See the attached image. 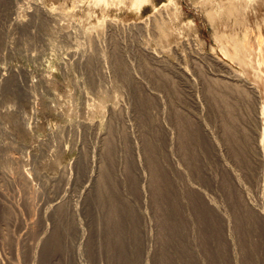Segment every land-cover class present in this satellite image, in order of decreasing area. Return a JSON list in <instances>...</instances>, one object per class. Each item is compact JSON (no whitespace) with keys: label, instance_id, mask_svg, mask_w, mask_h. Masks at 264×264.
<instances>
[{"label":"rangeland","instance_id":"374dc122","mask_svg":"<svg viewBox=\"0 0 264 264\" xmlns=\"http://www.w3.org/2000/svg\"><path fill=\"white\" fill-rule=\"evenodd\" d=\"M229 2V0H150V3L138 12L132 7V0L118 1L109 6L94 5L91 0H0V67L5 70L8 77V80L0 78V168L14 174L19 170L26 171L35 189H46L45 198L40 197L37 201L42 207H47L55 197H64L69 205L78 206L82 225L86 226L84 229L88 231L91 221L86 213L87 208L94 209L92 213L96 218L95 222L103 221L106 224L109 220L105 219L107 208L101 204L95 190L98 181L94 178L91 182L87 178L89 184H83L85 180L80 186L76 187L72 183L70 187V184H66V179L70 176L71 179L72 177L76 179L78 174L75 173H78L79 166L87 167L88 171H93L94 177L98 175L99 179L105 167H108L107 173L110 175L108 182L114 187L112 191L125 196L126 202L134 208L127 222L129 221L128 228H131L129 233H138V236L134 238L131 233L125 264H160V257H166L168 264H229L231 256L226 257L223 237L230 228L228 222L230 215L241 211L242 227L245 230L250 229L248 220L251 214L246 211L248 209L244 202L249 195L251 202L259 203L261 197L264 198L262 184L255 178L243 177L235 180L224 179L219 175L222 177L220 178L215 175V168L211 166L213 168L211 169L204 165V168L208 167L205 169L207 175L202 181L194 180V187L201 189L208 198L215 199L214 204L222 207L219 206L221 208L217 207L218 211L215 209L216 212L210 213L207 209L208 204L204 203L200 206L204 208L198 210L199 217L196 216V220L191 219L193 220L191 222H185V235L188 236L186 240L188 242L190 240L194 251L192 257L186 259L187 257H183L177 251L181 244L169 220L174 214V206L178 203L176 201L174 205L172 196H177L178 201H182L184 187L181 186L180 180L178 187L174 185L170 187L167 193L170 196L169 205L165 203L161 209L158 201L165 199L167 195L157 191L159 188L157 189L155 185L157 179L154 174L155 164L164 157L166 159L164 150L162 151L165 141H170L168 142L172 146L170 144L169 147L174 148L175 151H172L176 153L174 158L181 162V149L178 145L181 142V130H178L175 123L177 118L174 116L178 113H181L180 118L181 115L191 118L192 123L198 121L200 114L202 117L200 115L199 117L204 118L202 120L212 130L217 124L220 125V119L226 118L227 113H235L238 118L240 117V121L250 119L249 121L254 122L247 129L249 137L253 140V130L257 125L254 121L255 105L257 108L264 105V60L259 57V64L255 63L257 74L253 73L251 76V72L248 75L243 66L232 61L222 49L227 38L228 41L232 38L242 41L246 36L256 48L258 41H264V0H239L240 11L227 16L225 9ZM215 10H224V13L220 14ZM210 11L216 13L214 22L210 19L212 18ZM159 20L169 21L167 25L171 28V38L168 44L156 41L154 36L152 24ZM146 50L155 52L161 58L160 62L153 61L146 54ZM97 54L102 55L101 65L95 58ZM88 63L93 64L96 72L94 84L90 82ZM179 65H183L187 72L189 71V75L194 78L193 81L188 83L186 77L175 72ZM224 65L229 66V71L233 70L237 75L246 77V81L256 89V95L245 87V89L241 86L232 87L221 81L216 75L218 72L225 73ZM120 66L123 69L118 72ZM194 73H200L205 79L195 78ZM211 73L216 75L213 76ZM130 74L136 83L129 82ZM191 85L194 87L191 88ZM11 90L28 92L31 98L26 100L13 97ZM85 123L89 125L91 123L92 130L87 129ZM173 142H177V146ZM106 144L111 145L110 156L107 154ZM222 145L221 153L227 158L228 153L224 151L227 147ZM202 146L208 147L207 144ZM250 150L254 153V145L251 144L247 151L249 154ZM8 156L13 157V160L17 157L20 160L17 158L18 162L13 161ZM207 156L208 154H205V159ZM83 161H86V164ZM4 178L0 174V242L5 243L2 245L0 243V253L5 264L19 262L32 264L30 263L32 253L27 246L28 241L31 242L29 236L32 234L26 225L30 208L27 201L30 194L25 186V189L21 187L22 183L19 181ZM155 194L158 199L154 197ZM105 200L108 201V196ZM92 201H95V204ZM236 201L237 204L238 202L241 204H238L239 207L235 205L233 209L231 206ZM180 204L186 205L185 202ZM12 205H15V209ZM11 207L10 214L8 210ZM3 213L6 217H2ZM190 214L191 211H186L185 218H192L193 214ZM12 218L20 220L14 221ZM216 218H220L223 224L216 223ZM47 222L54 231L44 248L45 251L43 250L38 259V264H66L65 253L57 247L54 248L55 238L61 236L62 229L57 225L54 228V221ZM135 223L141 225L138 227ZM158 226L162 228L159 232ZM210 230L212 233H208ZM10 231L14 233L9 236ZM107 238H95V244L98 246L102 240L107 241ZM103 251L97 256L96 262L114 264L110 262L112 254ZM114 257L117 260L115 264L123 262L122 257L121 259L115 255Z\"/></svg>","mask_w":264,"mask_h":264},{"label":"bare ground","instance_id":"6f19581e","mask_svg":"<svg viewBox=\"0 0 264 264\" xmlns=\"http://www.w3.org/2000/svg\"><path fill=\"white\" fill-rule=\"evenodd\" d=\"M123 2V0H91V3H93L94 5L100 6H109L113 3L116 2ZM229 5L226 7V11L225 14L227 16L236 14L240 11L241 9V5H239L238 1L239 0H229ZM241 1V0H240ZM150 3V0H132V7L138 11L141 12V10L143 9V7L145 5H148ZM264 4V2H263ZM225 7V6H224ZM211 12V11H210ZM215 12H223L224 10H218ZM215 12H211L212 14V18H210L213 22L216 21V17L214 16V14H216ZM224 14V15H225ZM219 15V14H218ZM215 17V18H214ZM222 17V16H221ZM209 19V22H210ZM212 21L210 23H212ZM169 22V21H168ZM165 20H159V21H155L154 24V28H153V33L155 38L157 39L156 41H159L161 43H169V40L171 38V28H169L170 25H167L168 23ZM216 23V22H215ZM213 24V23H212ZM173 31V30H172ZM152 33V32H151ZM152 33V34H153ZM229 38H227V42L224 45L222 51L224 52V54L228 57H230L232 59V61H236L239 63L240 66H243V68L245 69L246 73L251 72V76H253L254 74H257L255 72L256 69V64H259V57L262 58V61L264 60V41H258V46L257 48L255 47L254 44L250 43L248 38L245 36L244 39L242 41L237 40L236 38H232L230 41H228ZM172 43V42H171ZM175 46V45H174ZM169 47V46H168ZM170 48V47H169ZM173 48V47H172ZM164 49V48H163ZM199 49V48H198ZM194 50V49H193ZM160 51V49H159ZM169 51V50H168ZM199 51V50H198ZM145 52V51H143ZM201 52V51H200ZM199 52V53H200ZM74 53V52H73ZM198 53V52H197ZM146 54H148L150 56V58H152L153 61L156 62H160V57L153 51H148L146 50ZM101 55V54H100ZM96 55V60L98 61L99 65L102 64V55ZM181 56V55H180ZM255 56H257L258 58H255ZM206 57V56H205ZM105 58V57H104ZM184 58V57H183ZM260 58V60H261ZM91 59V58H90ZM198 59V58H197ZM201 59V58H200ZM213 59V58H212ZM163 61V60H162ZM213 61V60H212ZM216 61V60H215ZM89 62V61H88ZM91 62V60H90ZM155 62V64H156ZM196 62V61H195ZM214 62V61H213ZM206 63V62H205ZM256 63V64H255ZM263 63V62H262ZM92 64V63H91ZM163 64V63H162ZM161 64V65H162ZM198 64V62H197ZM213 64V63H212ZM89 65V63H88ZM159 65V64H158ZM209 65V64H208ZM217 65V64H216ZM160 66V65H159ZM180 66V65H179ZM177 67L176 71L178 74L186 77V81L189 83L191 81L194 80L193 77H191V75H189V71L187 72L186 68L183 67ZM200 66V65H199ZM212 66V65H211ZM210 66V67H211ZM220 66V65H219ZM223 66V65H221ZM88 67L90 70V74H91V79L90 82L91 84L95 83V71L93 68V64L89 65ZM98 67V66H97ZM209 67V66H207ZM218 67V66H217ZM224 67L226 68V71H224V74H219L221 72H218V74L216 75L215 73H211L216 76H218V78L221 79V81H223L224 83H227V85H230L232 87H245L246 90H249L250 92H252L254 95H256L255 90L253 86H251L247 81H246V77L241 76V75H237V73H234L233 70L229 71V66L227 67L226 65H224ZM119 71H122V67H118ZM199 69V67H197ZM212 68V67H211ZM222 67H220L221 69ZM117 68H115L116 70ZM224 69V68H223ZM102 70V69H101ZM197 70V69H196ZM215 70V69H214ZM219 70V69H218ZM5 70H3L0 67V78L2 80H8L5 72ZM199 71V70H198ZM211 71V69H210ZM216 71V70H215ZM222 71V70H220ZM244 71V70H243ZM117 72V71H116ZM192 72V71H191ZM203 72V70H202ZM201 72V73H202ZM7 73V72H6ZM209 73V71L207 72ZM104 74V73H103ZM102 74V75H103ZM198 79H202L200 75V73H194ZM204 74V73H203ZM202 74V75H203ZM239 74V73H238ZM132 74L128 75L129 78V82L136 83L135 78H133L131 76ZM137 75V74H136ZM255 76V75H254ZM257 78V76H255ZM205 79V77H203ZM208 77H206L207 79ZM245 78V79H244ZM193 79V80H192ZM202 79V80H204ZM10 80V79H9ZM255 80V79H254ZM13 81V80H11ZM140 81V78H139ZM144 81V80H143ZM259 81V80H258ZM195 82V81H194ZM210 82V81H209ZM256 82V81H255ZM211 83V82H210ZM215 83V82H214ZM147 84V83H146ZM207 84V83H206ZM203 85V84H202ZM209 85V84H208ZM213 85V84H212ZM209 85V86H212ZM224 85V84H223ZM9 86V85H8ZM190 86V85H189ZM192 86V85H191ZM205 86V85H204ZM219 86V85H218ZM225 86V85H224ZM194 86H192L191 88H193ZM226 87V86H225ZM240 87V88H241ZM144 88V86H143ZM146 88V87H145ZM144 88V89H145ZM212 88V87H211ZM244 88V89H245ZM235 89V88H234ZM9 90V89H8ZM147 90V89H145ZM191 90V89H190ZM194 90V89H193ZM237 90V88H236ZM240 90V89H239ZM12 91V92H11ZM11 94L13 95V97L16 98H21V99H28L29 97L31 98L30 94L28 92H19L17 90H11ZM139 91V90H138ZM151 91V90H150ZM195 91V90H194ZM235 91V90H234ZM241 91V90H240ZM261 91V90H260ZM30 92V91H29ZM152 92V91H151ZM192 92V90H191ZM198 93V91H195ZM243 92V91H242ZM262 92V91H261ZM264 92V90H263ZM262 92V93H263ZM31 93V92H30ZM141 93V92H139ZM136 94V93H135ZM193 94V93H192ZM210 94V93H209ZM228 94V93H227ZM237 94V93H236ZM212 95V94H211ZM224 95V94H223ZM235 95V93H234ZM233 95V96H234ZM252 95V96H254ZM199 96V95H198ZM230 96V95H229ZM232 96V98H233ZM243 96V95H242ZM247 96V95H246ZM262 96V94H261ZM225 97V96H224ZM236 97V96H235ZM249 97V95H248ZM260 97V95H259ZM264 97V95H263ZM215 98V97H214ZM228 98V97H226ZM242 98V97H241ZM255 98V97H254ZM261 98V97H260ZM230 99V98H229ZM234 99V98H233ZM247 99V98H246ZM258 99V98H257ZM262 99V98H261ZM31 100V99H30ZM215 100V99H214ZM223 100V98H222ZM226 100V99H225ZM231 100V99H230ZM248 100V99H247ZM263 100V99H262ZM140 101V100H139ZM224 101V100H223ZM234 101V100H233ZM260 101V100H259ZM259 101H254V102H259ZM227 102V101H225ZM229 102V101H228ZM236 102V101H235ZM198 103V102H197ZM234 103V102H232ZM208 104V103H207ZM236 104V103H235ZM258 104V103H256ZM198 105V104H197ZM209 105V104H208ZM229 105V104H228ZM227 105V106H228ZM232 106V104H231ZM259 106V105H258ZM210 107V106H209ZM255 110H256V114L254 116V121L256 127L253 130L254 131V135H253V140L251 139V137H249L248 133H247V129L250 128V124L254 123L247 120H243L240 121L238 116H236L237 114L235 113H227V115L225 116L226 118L220 119L221 122L219 123L220 125L217 124V127L215 129H211L209 128V126L202 120L204 118H200L202 117L200 114H198V121L196 123H192V119L189 117H184L181 115V118L178 115H174L177 118V122L175 120V123L178 126V130H181V135H180V149H181V162L176 160L174 158V154L173 153L174 148L171 149V146L169 147V142L165 141V137H164V141H165V145L162 148V151L164 150L163 154L166 156V159H160L161 161L157 164H155V173L152 172V174L154 173L157 179V183H155V185L157 186V191H159V193H163L166 194L167 196L165 197V199L162 198V200H159L158 203L159 208L162 209L163 206H165V203L168 204L170 201V196H168V190L170 187L177 186L180 182L181 186L183 185L184 190L183 191V195L184 198L181 201H178L179 199L176 197L172 196V201L175 202L177 201L178 203H176V205L174 206V214L170 217V222H171V226L173 227L172 230L174 231V233H177V238L179 239V244H181L180 249H177L179 254H182L183 257H187L186 259H189L190 257H192V251H193V247L189 242L186 240V229H185V222H191L193 220H196V216L199 217V214H197L202 207H200L202 204L207 203L208 204V210L210 211V213H214L215 209L221 208L218 206V204H214L215 203V199H211L208 198V196H206L205 192H203L201 189H196L194 186L195 182L194 180H201L203 178H205V176L207 175L205 173V169H208V167L204 168L205 166H209V167H213L215 168L214 171L215 175L217 174L218 176H223V178H229V179H235V180H240L241 178H255V180H258V182L260 184H262L263 186V191H264V105L260 106L257 108V106L255 105ZM202 108V107H201ZM200 108V109H201ZM226 108V107H225ZM230 108V107H229ZM234 108V107H233ZM212 109V108H211ZM163 111V110H162ZM202 111V110H201ZM161 112V111H159ZM140 114V113H139ZM148 114V113H147ZM146 114V115H147ZM161 114V113H159ZM158 114V115H159ZM175 114V113H174ZM183 114V113H182ZM197 114V113H196ZM208 114V113H207ZM141 115V114H140ZM139 115V116H140ZM188 115V114H187ZM200 115V117H199ZM148 116V115H147ZM150 116V115H149ZM171 116V115H170ZM173 116V117H174ZM197 116V115H196ZM158 117V116H157ZM172 117V116H171ZM192 117V115H191ZM218 117L220 118V116L218 115ZM162 118V117H161ZM169 118V117H168ZM163 119V118H162ZM196 119V118H195ZM24 121V120H23ZM161 121V120H160ZM196 121V120H193ZM216 122V121H214ZM137 123V122H136ZM164 123V122H163ZM86 126L87 129L92 130L93 127H91V123L89 124H84ZM213 125V124H212ZM211 125V126H212ZM263 127L259 128V126ZM83 126V125H82ZM169 126V125H168ZM167 126V127H168ZM175 126V125H174ZM176 126V128H177ZM210 126V127H211ZM97 127V126H96ZM166 127V126H165ZM95 129V127H94ZM98 129V128H97ZM172 129V127H171ZM253 129V127H252ZM166 132V131H163ZM180 132V131H179ZM178 132V133H179ZM165 134V133H164ZM168 134V133H167ZM166 135V134H165ZM177 135V134H176ZM163 136V135H162ZM172 136V135H171ZM174 136V135H173ZM105 137V136H104ZM108 137V136H107ZM178 137V136H176ZM175 138V137H172ZM103 139V138H102ZM105 139V138H104ZM162 139V138H161ZM168 139V138H167ZM108 140V139H107ZM171 140V139H170ZM250 140V141H249ZM104 141V140H103ZM161 141V140H160ZM163 141V142H164ZM175 142V141H174ZM173 142V143H174ZM252 146L254 145V153L253 151L251 152V150L249 152L251 153L249 154L247 151L250 149L251 144ZM107 143V141H106ZM110 143V142H109ZM136 143V142H135ZM177 143V142H176ZM174 143V145L176 144ZM223 145H222V144ZM163 144V143H162ZM160 144V145H162ZM203 144H207L208 147H203ZM108 147L107 150V154L108 156H110V151H111V145L108 146V144H106ZM173 145V146H174ZM222 146H226L227 150H224L225 153L227 154V158H229V160H227V158H225L223 155H225L223 153H221L220 147ZM177 146V144L175 145ZM210 146V147H209ZM162 147V146H161ZM203 147V149H201ZM224 148V147H223ZM243 149V151H242ZM102 150V149H101ZM161 151V149H159ZM173 150V151H172ZM204 152H203V151ZM178 151V150H177ZM227 151V152H226ZM113 153V152H112ZM208 154L207 159H205V154ZM10 155V154H9ZM210 155H212V158H210ZM7 155H5L6 157ZM11 156V155H10ZM9 157L10 160H13V157ZM13 156V155H12ZM178 156V155H177ZM86 157V156H85ZM104 157V156H103ZM176 157V156H175ZM179 157V156H178ZM209 157V158H208ZM252 158V159H248V158ZM18 158V157H17ZM16 160L17 162L20 160ZM84 158V156H83ZM152 158V157H151ZM179 159V160H180ZM13 160V161H14ZM109 160V159H108ZM153 160V158H152ZM151 160V161H152ZM156 160V159H155ZM107 161V160H106ZM79 162V161H78ZM84 163L86 161H83ZM88 162V161H87ZM109 162V161H107ZM154 162H158V161H154ZM82 163V162H81ZM102 163V162H101ZM213 163V165H212ZM80 164V163H79ZM86 164V163H85ZM104 164V163H103ZM154 164V163H153ZM152 164V165H153ZM151 165V164H150ZM151 165V166H152ZM216 165V166H215ZM78 166V165H76ZM131 167V166H130ZM211 167V169H213ZM104 168V167H103ZM132 169V168H131ZM78 176L76 177V179L74 180L73 177L71 179L67 177L66 179V184L69 185L71 187V184L73 183V185H75L77 187L80 186L87 178L92 182L95 179V181L97 180V185L95 187V190L97 192V195H99L98 197L101 199V204L104 205V207L107 208V213H106V218L105 219H109L108 222L105 224L103 221L102 222H95L96 218L93 215L91 210L92 207L87 208V216H89L88 218H90L89 221H91V225L90 228L88 229V231L86 229H84V226L82 225V220L80 218V209L78 206H71L69 205V203H67L68 201H66L64 199V197H55V199L51 198L52 200L50 201L49 205L47 207H42L41 204L37 203L38 199L40 197H44L45 198V190L44 188L42 189H35L34 187V183L32 184L31 181V177L29 176V174L26 171L23 170H19L17 171V174L14 173H9L6 172L5 169L0 168V174L2 176H4L5 178H7L9 181H19L20 183H22L21 187L25 186L26 187V191H28L29 198H28V204H30V208L28 210V223L26 221V225L29 228V231L31 232L32 236H28L31 237V242L28 241L27 246L29 247V249L31 250L32 253V261L30 263L32 264H38V259L41 256L44 248L46 247L50 237L52 236L53 233V229H51L52 227L49 226V223L47 221L51 220L54 221V228L55 226H60L62 229V233L60 237L55 238V247H57V249H61V251H63L62 253H65L66 256V264H98L97 261V256L100 255V253L103 250H106V253L108 252V254H112L113 257H111L110 262L112 261L114 264L117 263L116 261V257L123 258V262H120V264H125L124 263V259L127 256V246L129 245V241H131L130 239L131 237V233L132 236L135 238H137L138 233H133L130 232L129 233V229L128 228V216L130 217V212L133 211L134 208H132L129 203H127L125 196H121V195H117L115 194L112 190H113V186L111 185L110 182H108L109 173H107L108 167H105L104 169V173L102 174V176L100 175L99 179L98 175L97 177H94L93 171L89 172L87 167H83V166H79L78 167ZM133 170V169H132ZM141 170V169H139ZM77 171V170H76ZM154 171V170H153ZM210 171V169H209ZM145 173V172H144ZM143 173V174H144ZM211 173V172H209ZM97 174V173H95ZM138 174V172H137ZM212 174V173H211ZM151 175V174H150ZM140 176V174H139ZM152 176V175H151ZM219 176V177H220ZM147 177V176H146ZM4 178V179H5ZM111 178V177H110ZM142 178V177H140ZM208 178V177H207ZM211 178V177H210ZM222 178V177H220ZM171 179V180H170ZM212 179V178H211ZM214 179V178H213ZM88 180V181H89ZM154 180V179H153ZM180 180V182L178 181ZM86 180L85 183H90V181L88 182ZM205 181V179L203 180ZM212 181V180H211ZM231 182V180H229ZM44 182V181H43ZM239 182V181H238ZM18 183V182H17ZM50 183V182H49ZM200 181H198V185H199ZM227 183V182H226ZM235 183V182H234ZM39 184V183H38ZM87 184V186H88ZM92 184V183H91ZM151 184V183H149ZM233 184V183H232ZM52 185V184H51ZM154 185V184H153ZM205 185V184H204ZM48 186V185H47ZM46 186V187H47ZM83 186V185H82ZM85 186V187H87ZM143 186V185H142ZM197 186V185H196ZM209 186V185H208ZM22 187V188H23ZM24 187V189H25ZM67 187V186H66ZM65 187V188H66ZM74 187V186H73ZM83 187V188H85ZM178 187V186H177ZM207 187V185H206ZM260 187V186H259ZM20 188V185H19ZM20 188V189H22ZM82 188V187H81ZM143 188H145L143 186ZM152 188V187H151ZM19 189V190H20ZM68 189V188H67ZM70 190V189H69ZM79 190V189H78ZM201 190V191H200ZM49 191V190H48ZM54 191V190H53ZM77 191V190H76ZM83 191V190H82ZM91 192V189L89 190ZM94 191V190H92ZM144 191V189H143ZM64 192V191H63ZM74 192V191H72ZM95 192V193H96ZM150 192V191H149ZM155 192V191H154ZM176 192V191H175ZM203 192V193H202ZM208 192V191H207ZM22 193V192H21ZM26 193V192H25ZM55 193V191H54ZM66 193V192H65ZM81 193V192H80ZM94 193V192H93ZM118 193V192H117ZM261 193V192H260ZM24 194V193H22ZM27 194V193H26ZM67 194V193H66ZM65 194V195H66ZM83 194V193H82ZM158 194V193H156ZM154 195V197H157V195ZM21 195V194H20ZM69 195V194H68ZM96 195V196H97ZM147 195V194H146ZM176 195V193H175ZM211 195V194H210ZM22 196V195H21ZM59 196V195H58ZM82 196V195H81ZM94 196V195H93ZM108 196V201L105 200V197ZM90 197V196H89ZM97 197V198H98ZM153 197V198H154ZM163 197V196H162ZM215 197V196H214ZM237 197V196H235ZM249 195L247 196V198L245 199L244 205L245 207L248 209L246 211H249L251 214V217L249 218L250 220V229H246L244 227H242V216L240 217V209H239V213L238 214H234L236 212H234L230 218L229 225L230 228L228 229V233L225 234V236L223 237V247L225 249L226 252V257L227 256H231V258L229 259V264H264V198L261 197V201L259 203H254L253 201L251 202V199L248 198ZM85 198V196H84ZM93 198V197H91ZM95 198V197H94ZM93 198V199H94ZM129 198V197H128ZM181 198V197H180ZM213 198V197H212ZM240 198V197H239ZM243 198V197H242ZM96 199V198H95ZM161 199V197H160ZM27 200V199H26ZM25 200V201H26ZM98 200V199H97ZM150 200V199H148ZM257 200V199H256ZM259 200V198H258ZM44 201V200H43ZM130 201V200H129ZM81 202V201H80ZM93 202V201H92ZM153 202V200H152ZM181 203H186L185 206H182ZM243 202V201H241ZM73 203V202H72ZM95 204V201L93 202ZM157 203V202H156ZM157 203V204H158ZM171 203V202H170ZM217 203V202H216ZM228 203V202H227ZM11 204V203H10ZM14 204V202H13ZM75 204V203H74ZM97 204V202H96ZM99 204V203H98ZM145 204V203H144ZM172 204V203H171ZM223 204V203H222ZM239 204V202H238ZM237 204V201L231 206L233 209H235V205H237V207H239ZM241 204V203H240ZM239 204V205H240ZM134 205V204H133ZM169 205V204H168ZM243 205V203H242ZM13 206V205H12ZM15 206V205H14ZM13 206V207H14ZM101 206V205H100ZM172 206V207H173ZM204 206V205H203ZM95 206H93L94 208ZM98 207V206H97ZM96 207V208H97ZM135 207V206H134ZM171 207V205H170ZM8 208V207H6ZM86 208V207H85ZM102 208V207H101ZM158 208V209H159ZM204 208V207H203ZM202 208V209H203ZM11 208H9L8 212H10L11 214ZM15 209V207H14ZM17 209V208H16ZM21 209V208H19ZM18 209V210H19ZM28 209V207L26 208ZM155 209V208H154ZM173 209V208H172ZM225 209V208H224ZM227 209V208H226ZM11 210V211H10ZM84 210V209H83ZM104 210V209H103ZM137 210V209H136ZM232 210V209H231ZM243 210V209H242ZM20 211V210H19ZM24 211V210H22ZM85 211V210H84ZM83 211V213H84ZM100 211V210H99ZM186 211H191L192 218L189 217L185 218L186 216H184V213L186 214ZM205 211V210H204ZM218 211V209H217ZM229 211V210H228ZM235 211V210H234ZM5 212V211H4ZM7 212V213H8ZM18 212V211H17ZM27 212V211H26ZM96 211H94L95 213ZM102 213V211H100ZM105 212V211H104ZM149 212V211H148ZM216 212V211H215ZM14 213V211H13ZM19 213V212H18ZM24 213V212H23ZM98 213V212H96ZM146 213V212H145ZM159 213V212H158ZM173 213V212H172ZM190 213V212H189ZM202 213V212H201ZM200 213V214H201ZM229 213V212H228ZM5 213H3L2 217H6L4 216ZM16 214V213H15ZM13 214V215H15ZM150 214V213H149ZM206 214V213H205ZM209 214V213H208ZM231 214V212H230ZM96 215V214H95ZM104 215V214H103ZM102 215V216H103ZM132 215V214H131ZM135 215V214H134ZM213 215V214H212ZM8 216L10 217L11 215L8 214ZM7 216V217H8ZM18 216V214L16 215V217ZM22 216V215H21ZM20 216V217H21ZM98 216V215H97ZM101 216V215H100ZM194 216V217H193ZM215 216V215H213ZM15 217V216H14ZM99 217V216H98ZM143 217V216H142ZM146 217H148V215H146ZM210 217V216H208ZM207 217V218H208ZM228 217V216H226ZM100 218V217H99ZM103 218V217H102ZM131 218V217H130ZM153 218V217H152ZM215 218V217H214ZM6 219V218H5ZM9 219V218H7ZM6 219V220H7ZM14 219V221H16L18 219V221L20 220V218H12ZM54 219V220H53ZM98 219V218H97ZM136 219V218H135ZM148 219V218H146ZM193 219V220H191ZM226 219V218H225ZM5 220V221H6ZM11 220V219H10ZM100 220V219H99ZM139 220V219H138ZM161 220V219H160ZM210 220V219H209ZM212 220V219H211ZM214 220V219H213ZM246 220V219H245ZM9 221V220H8ZM87 221V220H86ZM147 221V220H146ZM222 220L220 218H216V223H222ZM247 221V220H246ZM131 222V221H130ZM143 222V221H142ZM160 222V221H159ZM210 222V221H209ZM214 222V221H213ZM244 222V219H243ZM133 223V221H132ZM140 223V222H138ZM138 223H135V225L137 224V226L139 227L141 224L138 225ZM163 223V220H162ZM193 223V222H192ZM246 222H244L245 224ZM105 224V225H103ZM134 224V223H133ZM164 224V223H163ZM223 224V223H222ZM226 225V223H224ZM89 225V224H88ZM145 225V224H144ZM232 225V226H231ZM15 226V225H14ZM39 226L41 228H39ZM132 226V225H131ZM152 226V225H151ZM212 226V225H211ZM216 226V225H215ZM244 226V225H243ZM8 227V226H7ZM137 227V228H138ZM161 226H158V232L161 231L162 228H160ZM219 227V226H218ZM221 227V226H220ZM228 227V226H227ZM247 227V226H246ZM9 228V227H8ZM146 228V227H145ZM148 228V227H147ZM160 228V229H159ZM222 228V227H221ZM225 228V227H224ZM249 228V225L248 227ZM7 229V228H6ZM136 229V228H135ZM211 229V228H210ZM225 229V230H227ZM25 230V229H24ZM9 231V230H8ZM16 231V230H15ZM26 231V230H25ZM208 231V228L206 229V232ZM11 232V231H10ZM28 232V231H27ZM59 232V231H58ZM149 232V231H148ZM212 233V231L210 230L208 233ZM223 232V231H222ZM8 233V232H7ZM14 233V232H13ZM12 232L9 233L8 235H12ZM55 233V232H54ZM108 233V235L106 234ZM173 233V234H174ZM5 234V233H3ZM25 234V233H24ZM30 234V235H31ZM151 234V233H150ZM192 234V233H190ZM6 235V234H5ZM60 235V234H59ZM152 235V234H151ZM214 235V233H213ZM101 238V237H108L107 241L104 242V240H102V243H100L98 246L95 244V238ZM158 237V235H157ZM12 238V237H11ZM152 238V237H151ZM174 238V237H173ZM103 239V238H102ZM153 239V238H152ZM54 240V239H53ZM136 240V239H135ZM134 240V241H135ZM2 241L4 242V239H2ZM22 241V239H21ZM156 241V240H155ZM99 242V241H98ZM101 242V241H100ZM133 242V240H132ZM131 242V244H132ZM137 242V241H136ZM1 245L5 244L0 242ZM18 243V242H17ZM23 244V243H22ZM130 244V245H131ZM135 244V243H134ZM5 246V245H4ZM51 246V245H50ZM49 246V248H50ZM132 246V245H131ZM133 247V246H132ZM25 248V247H24ZM63 248V250H62ZM2 249V248H1ZM10 249V248H9ZM28 249V250H29ZM102 249V250H101ZM131 249V248H130ZM3 250V249H2ZM5 250V249H4ZM54 250V249H53ZM56 250V249H55ZM132 250V249H131ZM26 251V250H25ZM45 251V250H44ZM57 251V250H56ZM60 251V252H61ZM130 251V250H129ZM104 252V251H103ZM132 252V251H131ZM29 253V252H28ZM49 253V252H48ZM194 253V251H193ZM17 254V252H16ZM51 254V253H50ZM104 254V253H103ZM129 254V253H128ZM157 254V253H156ZM53 255V254H52ZM50 255V256H52ZM158 255V254H157ZM16 256V255H15ZM104 256V255H103ZM102 256V257H103ZM106 256H108L106 254ZM48 257V256H47ZM110 257V256H109ZM129 257V256H128ZM131 257V256H130ZM189 257V258H188ZM49 258V257H48ZM52 257H50L51 259ZM113 258V259H112ZM127 258V257H126ZM132 258V257H131ZM130 258V259H131ZM30 259V258H29ZM99 259V258H98ZM160 259V264H168V262L166 261V257L165 258H159ZM11 260V259H10ZM65 260V259H64ZM44 261V260H43ZM106 261V260H105ZM109 261V260H108ZM190 261V260H189ZM228 261V260H227ZM53 262V261H52ZM64 262V261H63ZM100 262V261H99ZM157 262V261H156ZM43 263V262H42ZM56 263V262H55ZM58 263V261H57ZM129 263V262H128ZM0 264H5V262H3L1 253H0ZM20 264V262H19ZM48 264V263H47ZM110 264V263H108ZM119 264V263H118Z\"/></svg>","mask_w":264,"mask_h":264}]
</instances>
